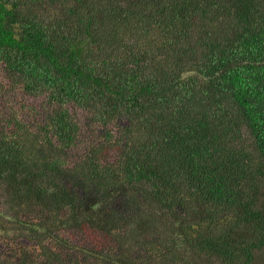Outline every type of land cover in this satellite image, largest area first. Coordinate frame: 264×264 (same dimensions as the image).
Listing matches in <instances>:
<instances>
[{
  "label": "trees",
  "instance_id": "obj_1",
  "mask_svg": "<svg viewBox=\"0 0 264 264\" xmlns=\"http://www.w3.org/2000/svg\"><path fill=\"white\" fill-rule=\"evenodd\" d=\"M0 101V264H264V0H0Z\"/></svg>",
  "mask_w": 264,
  "mask_h": 264
},
{
  "label": "rangeland",
  "instance_id": "obj_2",
  "mask_svg": "<svg viewBox=\"0 0 264 264\" xmlns=\"http://www.w3.org/2000/svg\"><path fill=\"white\" fill-rule=\"evenodd\" d=\"M3 100V99H2ZM12 101H15V103L17 102V100L14 98ZM0 106H3V103L0 101ZM77 116L79 118V121L81 123V118L83 116V114L81 112L77 113ZM84 139L85 140H89L92 137V133L90 129H84V133H83ZM5 209V208H4ZM36 218V217H34ZM96 238L93 235H81L80 239L78 238V242L83 243L82 246H84V244L89 245L92 244V242H96ZM15 246H18V241H15L14 244ZM29 248V246H27V249ZM10 263L9 264H18L17 263V257L14 255H12V253H10Z\"/></svg>",
  "mask_w": 264,
  "mask_h": 264
}]
</instances>
